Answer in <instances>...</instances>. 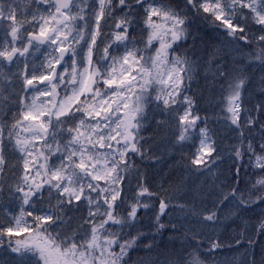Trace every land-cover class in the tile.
<instances>
[{
	"label": "snow or ice",
	"instance_id": "1",
	"mask_svg": "<svg viewBox=\"0 0 264 264\" xmlns=\"http://www.w3.org/2000/svg\"><path fill=\"white\" fill-rule=\"evenodd\" d=\"M0 264H264V0H0Z\"/></svg>",
	"mask_w": 264,
	"mask_h": 264
}]
</instances>
